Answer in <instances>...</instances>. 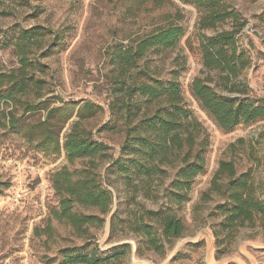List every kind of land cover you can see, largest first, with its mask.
<instances>
[{"label": "rangeland", "instance_id": "374dc122", "mask_svg": "<svg viewBox=\"0 0 264 264\" xmlns=\"http://www.w3.org/2000/svg\"><path fill=\"white\" fill-rule=\"evenodd\" d=\"M226 3L245 22L239 34L240 49L251 63L238 81L251 89L250 100L264 99V0ZM198 18V9L181 0H0V75L21 67L15 46L19 33L43 29L44 38L23 40L30 45L29 60L36 67L33 71L29 66L27 71L43 83L42 100L50 107L79 101L101 106L103 112L88 126L96 140L108 147L111 160L120 157L123 142L122 135L104 128L109 121L112 54L159 27H183L186 35L175 48L149 52L139 62L138 71L165 82L176 77L187 107L202 124L210 143L205 172L195 180L189 200L181 204L148 194L146 179H136L128 186L117 171L108 169L110 160L104 161L99 173L114 194L113 213L118 210V224L111 232L112 213L104 228H91L80 238L52 216L60 205L53 177L64 167L71 172L81 170L88 160L70 164L64 151L57 155L39 151L26 138L27 127L42 121L45 112L24 113L1 100L0 182L8 189L0 197V264H64L67 257L75 255H87L97 264H132L135 245L140 249L137 258L145 264H264V220L233 231L228 240L226 234L220 240L214 235L215 227L223 221L218 208L224 200L212 191V181L222 161L232 162L238 177L248 174L264 197V119L226 132L193 97L195 78L207 79L218 93L231 95L219 74L204 68L199 35L229 31L232 24L200 32ZM11 111L17 127L9 125ZM172 179L171 172L164 178L165 187ZM79 212L96 214L89 209ZM145 212L177 217L185 227L183 236L163 241L162 251L153 249L132 231L135 218Z\"/></svg>", "mask_w": 264, "mask_h": 264}, {"label": "trees", "instance_id": "16d2710c", "mask_svg": "<svg viewBox=\"0 0 264 264\" xmlns=\"http://www.w3.org/2000/svg\"><path fill=\"white\" fill-rule=\"evenodd\" d=\"M181 1L198 9L200 32L232 24L229 31L199 35L204 68L217 72L231 95L218 93L207 79L195 78L191 84L193 97L226 132L264 119V99L250 100L251 89L238 81L251 63L245 51L240 49L239 34L245 27L241 16L226 0ZM185 35L183 27L169 24L137 39L132 45L115 49L112 54L109 121L104 128L122 135L123 142L120 157L111 160L108 147L96 140L88 126L103 108L87 101L63 102L58 107H50L42 100L43 83L27 71L29 66L33 71L36 67L29 60L30 45L23 40L44 38L46 33L37 27L19 33L15 46L21 67L17 72L0 75V101L7 100L14 110L19 108L24 113L45 112L42 121L27 127L26 138L39 151L52 155L64 151L70 164L88 160V165L81 170L71 172L64 167L53 177V188L60 196V205L52 211V216L57 222L69 225L80 238L87 236L91 228H104L113 213L114 194L104 185L99 173L104 161L110 160L108 169L113 173L117 171L128 186L136 179H146L148 194L167 197L169 204L189 200L195 180L205 172L209 137L187 107L178 79L165 82L138 71L139 62L149 52L175 48ZM39 71L42 72L41 68ZM9 114V125L17 127L14 112ZM171 172L173 179L165 187L164 178ZM153 181L161 183L154 185ZM7 189V184L0 182V197ZM212 191L224 200L218 208L223 221L214 231L218 240L222 234H226L228 240L233 231L256 226L264 220V197L257 193L248 174L237 176L232 162L220 163L212 181ZM79 209L94 210L96 214L85 215ZM157 216V213L145 212L135 218L132 231L144 237L153 249L162 251L163 241L181 238L185 227L175 216ZM110 223V230L114 232L118 210L112 214ZM64 264H97V261L87 255H75L67 257Z\"/></svg>", "mask_w": 264, "mask_h": 264}, {"label": "water", "instance_id": "95a60500", "mask_svg": "<svg viewBox=\"0 0 264 264\" xmlns=\"http://www.w3.org/2000/svg\"><path fill=\"white\" fill-rule=\"evenodd\" d=\"M134 256H137V247L136 245L134 246ZM134 256H133V263L132 264H136V261H134ZM141 263L139 264H145L143 261H140Z\"/></svg>", "mask_w": 264, "mask_h": 264}, {"label": "bare ground", "instance_id": "6f19581e", "mask_svg": "<svg viewBox=\"0 0 264 264\" xmlns=\"http://www.w3.org/2000/svg\"><path fill=\"white\" fill-rule=\"evenodd\" d=\"M134 261H136V264L141 263L140 260L137 258V256H134Z\"/></svg>", "mask_w": 264, "mask_h": 264}]
</instances>
